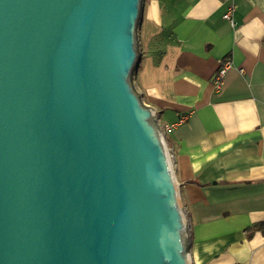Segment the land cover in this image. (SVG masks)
<instances>
[{"label": "water", "instance_id": "water-1", "mask_svg": "<svg viewBox=\"0 0 264 264\" xmlns=\"http://www.w3.org/2000/svg\"><path fill=\"white\" fill-rule=\"evenodd\" d=\"M143 0H0V264H191Z\"/></svg>", "mask_w": 264, "mask_h": 264}, {"label": "crops", "instance_id": "crops-1", "mask_svg": "<svg viewBox=\"0 0 264 264\" xmlns=\"http://www.w3.org/2000/svg\"><path fill=\"white\" fill-rule=\"evenodd\" d=\"M143 0L134 85L166 134L191 264H264V0ZM232 60L224 84L213 76Z\"/></svg>", "mask_w": 264, "mask_h": 264}, {"label": "built area", "instance_id": "built-area-1", "mask_svg": "<svg viewBox=\"0 0 264 264\" xmlns=\"http://www.w3.org/2000/svg\"><path fill=\"white\" fill-rule=\"evenodd\" d=\"M234 11H235L234 1L230 0V2L228 3V5L224 11V13L222 14V17L231 26H234V19H233ZM231 66H232V60L229 57H224L222 60H220L218 69L216 70V72L213 76V80H212L213 87L215 90H219L223 86L226 73ZM183 120H184V117H181V118H178V120H176L173 123L161 124V123H159V121L157 119L158 127L165 136H166V134L170 133L175 126L182 123ZM234 264H238V263H234Z\"/></svg>", "mask_w": 264, "mask_h": 264}, {"label": "trees", "instance_id": "trees-1", "mask_svg": "<svg viewBox=\"0 0 264 264\" xmlns=\"http://www.w3.org/2000/svg\"><path fill=\"white\" fill-rule=\"evenodd\" d=\"M256 227L257 228H264V222L262 224H257Z\"/></svg>", "mask_w": 264, "mask_h": 264}]
</instances>
